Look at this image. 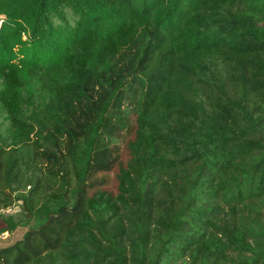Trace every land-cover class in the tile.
<instances>
[{"label":"trees","instance_id":"trees-1","mask_svg":"<svg viewBox=\"0 0 264 264\" xmlns=\"http://www.w3.org/2000/svg\"><path fill=\"white\" fill-rule=\"evenodd\" d=\"M0 223V264H264V0H0Z\"/></svg>","mask_w":264,"mask_h":264},{"label":"rangeland","instance_id":"rangeland-1","mask_svg":"<svg viewBox=\"0 0 264 264\" xmlns=\"http://www.w3.org/2000/svg\"><path fill=\"white\" fill-rule=\"evenodd\" d=\"M134 137H135V125L132 124V128L130 129V131L124 134L122 141L119 143L118 164L114 167V169L111 172L99 174L97 176V179L99 180L105 179V184L101 186V189L103 191L112 194L113 196H116L118 194V185H119L118 175H119L120 167H126L128 162L130 161V155L127 146L128 143L134 139ZM14 212H16L15 208L12 213ZM3 227L4 225L0 223V229H2ZM26 230L27 228L20 227L12 234L9 233L0 234V249L5 246H9L14 242H16L17 240L21 239L24 236Z\"/></svg>","mask_w":264,"mask_h":264},{"label":"built area","instance_id":"built-area-1","mask_svg":"<svg viewBox=\"0 0 264 264\" xmlns=\"http://www.w3.org/2000/svg\"><path fill=\"white\" fill-rule=\"evenodd\" d=\"M14 208L16 209V212L19 210L18 207H10V208H7L6 210H3L2 213L6 214V215L14 214V213H16V212L12 213Z\"/></svg>","mask_w":264,"mask_h":264}]
</instances>
